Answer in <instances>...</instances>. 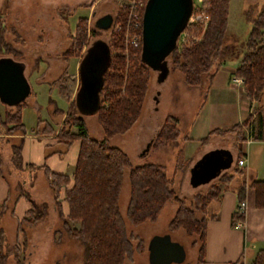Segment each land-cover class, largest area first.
Returning a JSON list of instances; mask_svg holds the SVG:
<instances>
[{
	"label": "trees",
	"instance_id": "trees-1",
	"mask_svg": "<svg viewBox=\"0 0 264 264\" xmlns=\"http://www.w3.org/2000/svg\"><path fill=\"white\" fill-rule=\"evenodd\" d=\"M140 1L143 3L141 9L143 10L146 0ZM228 1L203 0L202 6L208 15L206 27L203 31L197 25L183 28L182 32L187 31L189 35L186 42L178 44L177 40L167 55L170 68L181 74L182 82L187 87H199L204 79L206 88L219 66L228 59L231 45L224 41ZM124 10V6L118 9L115 15L116 22H123ZM248 22L250 30L243 43L244 51L233 74L242 81L245 97L249 101L259 102L264 89V11H260L254 17L248 16ZM120 26L124 28L125 23ZM3 31L4 27L0 22V58L18 55V52L4 40ZM86 32V21L81 18L75 26L70 45L63 54L65 59L78 55L86 41ZM137 32L139 36L137 44L128 47L127 56L111 54L112 51L122 52L124 49L120 32L112 31L108 42V63L101 74L98 106L92 113L101 131L99 139L89 136L83 119L78 115L74 100L70 101L63 113L57 130L52 129L39 117L29 129L36 135H49L55 143L63 146L64 150L58 152L60 155L72 142H77L78 148L71 175L53 173L44 166L28 165L24 168L28 171L34 169L43 171L46 185L61 220L62 231L69 238L78 241L82 247L80 264H124L125 261L132 260L134 253L141 252V240L126 233L124 219L118 207L125 171L128 184V199L124 211L126 220L132 225L154 222L162 208L167 203L174 202L176 207L168 227L171 230L182 229L186 236L195 237L190 246L196 249V264H201L208 217L207 207L218 200L220 186H227L232 175L226 172L219 173L214 180L211 178L205 182L209 184L204 191L194 192L186 202L183 197H177L173 190V178L166 174L163 166L143 163L132 167L127 155L109 143L110 138L126 133L136 123L144 102L150 69L141 61V29L139 28ZM204 95L205 91L203 98ZM23 106L26 104L22 100L11 106L14 109L12 113L5 112L0 115V145H3L6 141L4 138L9 134L12 135L14 132L24 134L25 128L20 118ZM250 116L242 123L233 124L224 131L210 130L199 141V146L206 144L212 135L231 134L237 147L245 141L243 128H247ZM263 122V114L258 112L257 126L260 127ZM177 124L176 117L165 115L152 141V148L158 149L178 140H187L186 137H180ZM39 126L42 128L39 129ZM252 137L258 138V135ZM21 141L22 137H19L15 144L9 145L8 161L15 171H21ZM180 155L179 152L176 158L179 159ZM238 156L240 153L237 149ZM188 162L183 161L184 166ZM195 164L190 180L194 183L199 182L197 183L199 185L201 179L195 178ZM232 172L240 174L241 171L233 167ZM21 181L17 180L15 183L18 190L16 199L24 197L29 204L24 217L16 223V235L22 236V242L7 244L4 232L0 228V264H6L9 256L16 264H20L19 254L23 252L26 241L25 229L33 228L46 215V203H36L30 199L28 192L23 193L21 190L24 179ZM249 187L254 190L255 205L264 208V181H251ZM243 189L244 182L241 181L236 191L237 204L242 199ZM60 195L67 206L66 215H61L59 211ZM6 209L4 199L0 203V218ZM196 213L200 214L199 218H196ZM231 219L232 223L240 221L242 215L236 210ZM58 238L59 235L56 240ZM229 264L242 263L236 261ZM249 264H264V249L258 250Z\"/></svg>",
	"mask_w": 264,
	"mask_h": 264
},
{
	"label": "rangeland",
	"instance_id": "rangeland-1",
	"mask_svg": "<svg viewBox=\"0 0 264 264\" xmlns=\"http://www.w3.org/2000/svg\"><path fill=\"white\" fill-rule=\"evenodd\" d=\"M0 1V22L2 23V27H4V40L18 52V55H7L5 57L12 58L20 64L22 63V74L29 85V94L23 99V103L26 106L22 114V120L27 127L29 125L34 126L36 118L39 117L40 120L47 123L52 129H58L61 119L60 115H63L70 104L68 100L71 92L79 85L77 82V68L83 55L92 49L93 46L100 45V48L103 50L102 43L108 49V42L111 39L112 31L120 32L124 47L122 52L112 51V55L127 56L128 47L136 45L138 41L134 44H129V37H132L134 34H124L125 31L120 25L128 21V15L132 11L135 10L137 14L141 13L143 3L140 0ZM191 1V4H198L196 0ZM130 2H134L136 8L128 6ZM122 6L125 8V15L123 22L119 23L115 21V15ZM104 15L110 17V26L107 28L97 27L95 22ZM81 18H84L86 21V41L78 55L69 56L65 59L63 54L68 49L70 39L74 35L75 26ZM240 29L237 28L239 32L233 39L230 38L231 34L228 32L227 37H225L227 41L230 39L232 46L231 53L233 55L238 54L241 49L243 53L242 41L246 39L250 25H241ZM90 31L94 35H91ZM178 44H180V40ZM104 53L105 51L101 54L102 64L106 55ZM157 59H146L142 55L141 61L150 71L148 72L149 79L140 115L136 123L126 133L113 136L110 138L109 143L127 155L132 167L143 163L158 164L165 168L169 177H172L171 171L173 164H175L176 175L173 177L175 181L173 183V190L177 197H183L188 202L191 190L196 189V192L203 191L208 185L190 187L187 167L180 170L182 168L180 159L176 158V162L174 161V157L178 155L179 142L153 149L152 141L158 125H161L162 120L167 114L178 119V129L180 132L184 130L189 121L195 116L196 102L203 99L205 81L203 79L199 87H187L182 82L181 74L177 70L170 68L167 54ZM125 62L127 64V61ZM39 79L46 80L49 88H47L48 86H40L37 83ZM51 84L54 87L58 86V89L51 88ZM28 103L36 105L28 107ZM54 109H56L55 112ZM13 111L12 107L0 103V115L5 112L12 113ZM80 111H78V115L83 119L89 136L93 139H99L101 131L96 124L94 115L84 114L81 109ZM146 120L148 121L145 126L149 129L146 131L145 128L139 129ZM41 128L42 126H39V129ZM18 133L14 132L12 135H7L4 138L7 140L6 146L0 145V154H2V168L0 172L8 184L11 196L16 195L18 191L15 187L16 181H21L25 178V175L20 173V171L13 170L10 167L9 161L6 160V154L10 155L9 145L17 142L18 138L14 135L18 136ZM27 133L34 134V132L29 130ZM7 161L8 163H6ZM226 165L227 162L224 157L219 155L212 156L198 167V178H213L216 173L215 171ZM126 173L127 171L123 175L118 207L124 219L126 233L139 238L142 243V249L140 253H134L132 260L125 261L124 264H193L195 249L190 246V243L195 237L186 236L182 229L171 230L168 227V223L173 216V210L176 207L174 202L167 203L154 222L132 225L126 220L124 216L125 205L128 199ZM40 179L42 183L43 179ZM26 184L25 182L22 183L23 189L21 191L23 193L28 192ZM14 222L7 212L0 220V226L4 230L5 242L7 244L22 242L20 234L17 236V240L15 238ZM41 234L30 236L29 240L25 241L24 250L19 254V258L21 259L20 264H36L35 261L41 255V261L39 259L38 264H78L80 262L82 247L78 241L69 238L65 232H61L58 240H56L55 234L52 235V242L44 247L42 251V244L48 243V240L47 237L44 238ZM155 243L156 247L154 249ZM6 264L16 263L9 256Z\"/></svg>",
	"mask_w": 264,
	"mask_h": 264
},
{
	"label": "crops",
	"instance_id": "crops-1",
	"mask_svg": "<svg viewBox=\"0 0 264 264\" xmlns=\"http://www.w3.org/2000/svg\"><path fill=\"white\" fill-rule=\"evenodd\" d=\"M260 11H264V0H229L227 26L224 36L225 43L231 45L230 39L227 41L225 38L227 37V32L231 34L230 38L233 39L239 32L237 28L240 29L241 25L244 26V24L250 25L248 22V16L254 17ZM244 41H242V43H244ZM231 49L232 46L230 48V54L227 56L228 59L219 66L209 82V85L205 88L204 98L201 101L196 102L197 107L195 116L189 121V124L182 132L178 129L180 137L187 138V140L184 141H177L179 142L177 154L180 152L181 155L179 159L182 163V168L180 170L187 167V171H189L188 183L191 188H194L196 185L191 184L190 170L204 155L213 151H224L231 157L230 161H227L226 157V162L228 164L225 167L218 168V171L216 172L217 174L212 178V180H214L219 173L223 172L232 175L227 186H220L218 200L214 203H210L207 207L208 217L206 220L203 262L201 264H229L236 261H240L242 264H249L255 253L258 250L264 249V208L255 205L254 190L249 187L251 181H264V122L260 127H258L256 123V115L258 112L263 114L264 120V91H262V94L260 95L259 102L249 101L245 97L242 82L238 83L235 81V79L238 78L233 74L235 68L239 64L242 49L235 55L231 53ZM232 56L234 57L229 58ZM77 82L79 83L78 72ZM37 83L40 86H48L46 80L39 79ZM50 87L55 88L56 90L58 89V86L54 87L52 84ZM47 88H49V86ZM77 89L78 86L71 92L68 101L74 100ZM30 105L34 106L36 104H27L28 107ZM24 108L25 106L21 109L20 118L25 128V132L23 135H14L16 138L22 137L20 146L22 166L20 173L25 175L24 182L25 184L27 183L26 188L30 199L36 203L44 202L47 205L45 217L37 222L33 228L25 229V233L26 240L30 236H37L41 233L44 238L47 237L48 243L42 244L43 247H41V250L43 251V248L52 242V235L55 234L57 237V235H60L61 232H63L61 228V220L58 216L57 208L53 203L50 191L46 185L43 171L41 169L28 171L24 167L28 165L44 166L50 172L70 176L73 170L78 144L76 141L72 142L63 154H58L59 151L64 150L63 146L55 143V140L52 139L51 136L27 133L32 125L27 127L22 120ZM249 115L251 116L248 126L247 128H243L245 141L241 142L237 147H235L234 136L231 134L212 135L206 144L199 146V141L204 138L210 130L218 129L219 131H224L230 128L233 124L242 123ZM60 116L61 121L63 115ZM147 121L148 120H146L139 129L142 130V128H145V131L148 130L149 128H146L145 126ZM159 127L160 124L157 127L155 135ZM254 135H258V138L252 137ZM6 144L7 140L3 145L6 146ZM237 149L240 153V156L238 157ZM6 156V160H8L9 155L6 154ZM0 158L1 171L2 154H0ZM240 158H243L245 161L243 166L238 167L236 161ZM174 159L176 162V157H174ZM185 160L189 161L186 166H184L185 164L183 163ZM6 163H8V161ZM233 167H236L241 171L240 174L233 173ZM171 175L172 178L176 175L175 164H173ZM2 176L0 174V203L2 200L6 199L7 205V209L2 216L7 212L9 217H12L15 221L14 227L16 233V223L24 217L26 210L29 209V204L24 197L16 199V195H10L8 184ZM40 178L43 179L44 183H41ZM241 181L244 182L242 199L240 201L244 202V209L239 212L242 215V219L232 223L231 217L236 211L238 205L236 191L241 184ZM173 183H175L174 180ZM208 184L209 183H201L199 185L205 186ZM194 192H196V189L189 192V198ZM178 198L181 197L178 196ZM58 203L60 214L66 215L67 206L63 201L62 195L59 196ZM174 211L175 209L173 210V214ZM195 216L196 218H199L200 214L196 213ZM0 228L3 230L1 226ZM17 236L18 235H15L16 240ZM41 256H39L40 258L36 257L41 261ZM196 257L197 253L195 249V259L193 264H196ZM38 260L35 261L36 264H38ZM80 263L81 259L78 264Z\"/></svg>",
	"mask_w": 264,
	"mask_h": 264
},
{
	"label": "water",
	"instance_id": "water-1",
	"mask_svg": "<svg viewBox=\"0 0 264 264\" xmlns=\"http://www.w3.org/2000/svg\"><path fill=\"white\" fill-rule=\"evenodd\" d=\"M191 3V0H146L141 15V57L143 55L146 59L158 60L157 58L160 59L163 55H168L174 48L176 39L187 22L192 8ZM110 24L111 19L108 15L96 21V26L100 28H107ZM102 46L103 50L100 48V45L93 46L88 51L86 50L87 52H85L79 63V85L75 94L74 104L77 110L80 111L81 109L84 114H92L98 106L101 74L105 70L109 58L106 45L102 43ZM99 50L101 53L103 51L106 53L103 64ZM1 58L0 103L11 107L26 97L29 87L22 74V63L20 64L9 57ZM96 60L100 64L98 67L94 66ZM98 63L96 64L98 65ZM215 155L222 156L225 159L227 157V161L231 160L230 155L224 151H213L204 155L195 164V178H198V167ZM217 171L218 169L215 172ZM190 174H192V169L190 170ZM211 178L198 179H201L200 183H205ZM197 183L191 181L192 185H197ZM154 245L156 246V243Z\"/></svg>",
	"mask_w": 264,
	"mask_h": 264
},
{
	"label": "built area",
	"instance_id": "built-area-1",
	"mask_svg": "<svg viewBox=\"0 0 264 264\" xmlns=\"http://www.w3.org/2000/svg\"><path fill=\"white\" fill-rule=\"evenodd\" d=\"M196 2L198 3L197 5H195L194 3L192 4V8H191V12L190 15L187 19V22L184 26V28L186 27H190V26H194L197 25L201 31L204 30V28L206 27L207 21H208V15L205 13L203 6H202V2L203 0H196ZM134 2H130L128 6H132L134 8H136V5L134 6ZM143 10H141L142 12ZM141 13L137 14L136 11H132L131 13H129L128 15V21L125 22V26L123 28L124 34H134L132 37H129V44H134L138 39L139 36H137V31L140 28L141 29ZM137 34V35H136ZM187 31H181L177 40H180V43H184L186 42V37H187ZM196 38H193V40H195ZM235 81H237L238 83H241L242 81L238 78L235 79ZM244 159L240 158L236 161V164L238 167L243 166L244 164ZM244 209V202H239L237 205L236 210L238 212L243 211Z\"/></svg>",
	"mask_w": 264,
	"mask_h": 264
},
{
	"label": "flooded vegetation",
	"instance_id": "flooded-vegetation-1",
	"mask_svg": "<svg viewBox=\"0 0 264 264\" xmlns=\"http://www.w3.org/2000/svg\"><path fill=\"white\" fill-rule=\"evenodd\" d=\"M95 25H96V22H95ZM99 53H101L100 50H99ZM99 53H98V54H99ZM101 54H102V53H101ZM101 54H100V55H101ZM96 63H98L97 60H96V62H95V64H94V66L98 67L100 64L98 63V65H97ZM153 247H154V249H155L156 246L154 245Z\"/></svg>",
	"mask_w": 264,
	"mask_h": 264
}]
</instances>
